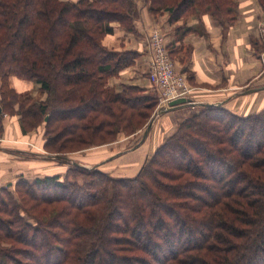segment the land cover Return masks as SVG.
I'll return each mask as SVG.
<instances>
[{
    "label": "trees",
    "instance_id": "1",
    "mask_svg": "<svg viewBox=\"0 0 264 264\" xmlns=\"http://www.w3.org/2000/svg\"><path fill=\"white\" fill-rule=\"evenodd\" d=\"M144 3L170 24L208 15L225 29L238 18L237 0ZM138 14L134 0H0L1 110L21 115L24 134L44 124L43 149L60 164L143 130L157 110V92L110 83L138 54L104 40L114 24L137 35ZM11 77L35 81L46 98L20 101ZM70 165L64 176L0 188V264H264V110L204 108L131 178ZM196 182L198 195L172 193ZM203 194L210 200L197 202Z\"/></svg>",
    "mask_w": 264,
    "mask_h": 264
},
{
    "label": "crops",
    "instance_id": "2",
    "mask_svg": "<svg viewBox=\"0 0 264 264\" xmlns=\"http://www.w3.org/2000/svg\"><path fill=\"white\" fill-rule=\"evenodd\" d=\"M135 1L139 16L134 27L138 34L125 32L114 24L113 33L105 38L104 43L108 49L137 52L138 57L134 65L122 70L118 78H111L110 83L154 91L147 75V37L153 29H158L167 44L174 45L170 49L176 52L173 56L176 71L186 77L193 88V93L187 96L191 103L157 115L156 110L147 133L144 128L135 136L127 137L133 139L126 145H119L120 141H116L102 148L87 149L78 153L80 157H68L67 164H60L42 152V138L36 140L39 152L30 150L23 143L31 138L22 134L18 119L5 118L0 136V188L13 185L17 175H23L26 180L64 175L68 164L73 163L97 168L114 178H131L139 172L145 159L196 111L220 107L232 113L249 115L264 109V36H260L257 28L264 12L257 0H237L238 18L225 29L208 15L170 24L167 13L153 16L143 0ZM100 149L106 150L101 153ZM20 153L38 155L26 159Z\"/></svg>",
    "mask_w": 264,
    "mask_h": 264
},
{
    "label": "rangeland",
    "instance_id": "3",
    "mask_svg": "<svg viewBox=\"0 0 264 264\" xmlns=\"http://www.w3.org/2000/svg\"><path fill=\"white\" fill-rule=\"evenodd\" d=\"M72 1H75V0H72ZM135 1V0H134ZM136 2V1H135ZM143 3H144V0H143ZM137 4V3H136ZM138 16H139V14H138ZM119 26V25H118ZM120 27V26H119ZM185 79H186V77H185ZM186 83H187V80H186ZM120 84V83H119ZM11 86H12V88L16 91V93L17 94H20L21 95V99H20V101L21 100H23L24 98H22L23 97V95H26V94H29V96H31L32 97V100L34 101V102H38V101H41V99H45L46 98V94H44V93H42L41 92V90H40V85L38 84V83H36L35 81H27V80H23V79H19V78H17V77H11ZM117 86V85H116ZM187 86L189 87V92L187 93V95L189 96V95H191L192 93H193V88H191L190 86H189V84L187 83ZM32 88V89H31ZM158 107H160V104L158 103ZM157 107V110L159 109ZM17 109H18V107L17 106H15V108H14V111H17ZM262 110H264V109H262ZM262 110H260V111H262ZM200 111H202V110H200ZM200 111H196L192 116H194L195 114H197L198 112H200ZM260 111H258V112H260ZM3 112V111H2ZM1 112V113H2ZM257 113V112H256ZM235 115H238V116H242V117H246V116H248V115H240V114H237V113H234ZM252 114H255V113H252ZM249 115H251V114H249ZM191 116V117H192ZM17 118L18 119V122H19V126H20V130H21V123H20V118H21V115L20 114H18V113H13V114H6V113H2V120L3 119H5L6 118V120L8 119V120H11V118ZM190 117V118H191ZM188 119V118H187ZM186 120V119H185ZM3 122V121H2ZM182 122H184V121H182ZM178 128H179V126H178ZM177 128V129H178ZM43 130H44V124L40 127V128H38L37 130L35 129L34 131H32V132H29V133H23L22 132V130H21V132H22V134L23 135H28V136H30V141L29 142H24L23 144H25L30 150H32V151H38V149H37V147H36V144H37V142H36V140H38V139H43V142H44V140H45V137H44V133H43ZM140 131H142V130H139V131H137L136 133H134L133 135H131V136H135L136 134H138V133H140ZM177 131V130H176ZM131 136H124V137H121V138H119L118 140H116V141H120V142H118L119 143V145H126L127 144V142H130L133 138H131V139H126L127 137H131ZM116 141H114V142H116ZM113 143V142H112ZM110 144V143H109ZM107 145V144H106ZM205 145H206V147L208 148L209 147V145L210 144H208V141L207 142H205ZM105 145H101V146H94V147H91V148H89V149H91V150H93V149H95V148H102V147H104ZM116 146V145H115ZM28 149V150H29ZM88 149V150H89ZM41 150H42V152L43 153H45V154H47L48 155V153L43 149V146H42V148H41ZM87 150V149H86ZM101 150V153H103L106 149H100ZM83 151H85V150H83ZM83 151H79V152H75V153H70V154H68L67 156L68 157H70V156H74V157H80L81 155L80 154H78V153H80V152H83ZM39 152V151H38ZM16 154H18V153H16ZM20 154H22V156H24V158H26V159H29V158H34V157H36L35 155H38V154H36V153H33V154H28V155H25V154H23V153H20ZM19 154V155H20ZM106 155V154H105ZM103 156V155H102ZM53 157V159L54 160H57L56 158H55V156H52ZM67 157V158H68ZM58 162V161H57ZM69 165V167L70 166H72V165H70V164H68ZM69 169V168H68ZM67 169V170H68ZM121 168H118L117 170H120ZM66 170V171H67ZM209 168L208 169H206V170H203L202 172L205 174H208L209 175ZM65 174H66V172H65ZM64 174V175H65ZM13 175H15V174H13ZM64 175H60V176H64ZM20 178H22V179H25L24 178V176L23 175H17L16 176V178H15V180H14V185H12V184H8L5 188H9V190H11L12 192H13V190H14V188H15V184L17 183V181L20 179ZM41 178H43V177H41ZM123 178V177H122ZM126 178V177H125ZM33 181H34V179H30L29 180V182H32L33 183ZM229 186V185H228ZM196 188H198V186H197V182L194 184V183H190V184H188V185H184V186H182V187H180V188H178V189H176V190H172V193H182V194H186V193H194V191H195V193H196V195H198V193H199V191H198V189H196ZM202 194V193H201ZM215 194V193H214ZM203 196V197H202ZM202 196H200V197H197V202H202V203H204V202H206V199L207 200H210V198L206 195V194H203ZM211 200H212V198H211ZM129 212L130 213H132V212H134V210L133 209H129ZM116 217V216H115ZM114 217V218H115ZM116 220V223L117 224H121L122 225V222L121 221H119L120 219H114V221ZM155 222H156V219L155 218H153L152 220H151V223L154 225L155 224ZM196 231H198V230H196V229H193L191 232H192V234H195L196 233ZM127 241H130V242H133V241H135L136 240V238H135V236L134 235H130L129 237H127V239H126ZM39 243V242H38ZM143 244V243H142ZM7 244H5V243H1L0 244V249L4 252V253H6V248H7ZM37 253V250H35V249H33V250H31V252H30V257L31 258H33L34 257V254H36ZM29 255L28 256H25V254H19L18 256L21 258V259H23V258H26V260H28V257H29ZM23 256H25V257H23ZM50 261V259H48V257H46L45 259H39L37 262L35 261V263H38V262H40V263H42V264H47V261Z\"/></svg>",
    "mask_w": 264,
    "mask_h": 264
},
{
    "label": "built area",
    "instance_id": "4",
    "mask_svg": "<svg viewBox=\"0 0 264 264\" xmlns=\"http://www.w3.org/2000/svg\"><path fill=\"white\" fill-rule=\"evenodd\" d=\"M258 32L264 36V13L258 22ZM149 53L148 79L151 87L159 96V104L168 106L172 100L187 97L189 87L185 77L176 71L173 58L166 46L164 35L158 29H153L147 37Z\"/></svg>",
    "mask_w": 264,
    "mask_h": 264
},
{
    "label": "water",
    "instance_id": "5",
    "mask_svg": "<svg viewBox=\"0 0 264 264\" xmlns=\"http://www.w3.org/2000/svg\"><path fill=\"white\" fill-rule=\"evenodd\" d=\"M187 103H191L189 99H186L184 97L182 98H178V99H175V100H172L171 102H169L168 106L165 107V108H159L157 110V112L155 113V115L157 114H160L162 112H165V111H170L172 109H174L175 107L179 106V105H183V104H187ZM0 112H1V109H0ZM154 115V116H155ZM153 116V117H154ZM47 119V118H46ZM152 121V120H151ZM151 126V122H149V124L146 126V133L148 132L149 128ZM78 165V164H77ZM10 185V184H9Z\"/></svg>",
    "mask_w": 264,
    "mask_h": 264
},
{
    "label": "bare ground",
    "instance_id": "6",
    "mask_svg": "<svg viewBox=\"0 0 264 264\" xmlns=\"http://www.w3.org/2000/svg\"><path fill=\"white\" fill-rule=\"evenodd\" d=\"M184 98H186V99H187V97H184Z\"/></svg>",
    "mask_w": 264,
    "mask_h": 264
}]
</instances>
